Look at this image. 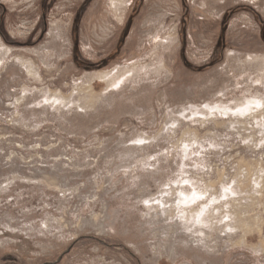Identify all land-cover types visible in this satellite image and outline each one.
<instances>
[{"label": "rangeland", "instance_id": "1", "mask_svg": "<svg viewBox=\"0 0 264 264\" xmlns=\"http://www.w3.org/2000/svg\"><path fill=\"white\" fill-rule=\"evenodd\" d=\"M0 264H264V0H0Z\"/></svg>", "mask_w": 264, "mask_h": 264}]
</instances>
